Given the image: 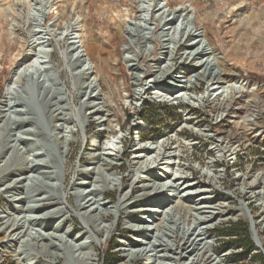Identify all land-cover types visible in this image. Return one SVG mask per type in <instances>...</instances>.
<instances>
[{
	"label": "rangeland",
	"instance_id": "1",
	"mask_svg": "<svg viewBox=\"0 0 264 264\" xmlns=\"http://www.w3.org/2000/svg\"><path fill=\"white\" fill-rule=\"evenodd\" d=\"M201 64L237 75L238 88L186 91ZM165 72L176 81L158 86ZM254 77L264 78V0H0V101L11 84L30 113L24 126L0 119V264H56L46 248L67 264H264ZM244 226L252 251L235 235ZM182 236L193 245L181 253Z\"/></svg>",
	"mask_w": 264,
	"mask_h": 264
},
{
	"label": "bare ground",
	"instance_id": "2",
	"mask_svg": "<svg viewBox=\"0 0 264 264\" xmlns=\"http://www.w3.org/2000/svg\"><path fill=\"white\" fill-rule=\"evenodd\" d=\"M16 1H25V0H16ZM56 11V9H54ZM207 41L209 43H211V41L207 38ZM34 52L35 49H34ZM38 52V51H37ZM39 53V52H38ZM222 60V59H221ZM36 61V55L33 54L30 59H28V63L26 65L27 68H31L33 63ZM223 61V60H222ZM219 62V61H218ZM19 65V63L17 64ZM221 66V65H220ZM21 67V66H20ZM130 69L132 70H135L138 68L137 64H130L129 65ZM180 67V65L178 64H175L174 66V69H178ZM197 69H200V70H203L202 73H195L194 74V81L191 82V84L189 86H186L185 87V90L186 91H189L191 89H194L196 88L197 86H199L201 83L203 82H207V83H210L212 85H215L216 87L219 86V88L222 90L220 93L216 94V96L218 95H222L223 93H225L226 91L228 90H231L232 89H236L238 88L237 85H238V82H239V77L235 74H232V80L231 81H227L224 76H225V71L220 67V72H216V71H212L211 68L208 67V65H204V64H201L200 66H198ZM219 71V70H218ZM160 77L155 79V81H157V85L158 86H161L162 84L163 85H166L165 83H168V82H175L176 81V78L173 77L172 73H169V72H165V73H159ZM141 78L139 77V75H136L135 78H134V82H140ZM188 81H190V78H188ZM21 80L18 79L17 83H20ZM168 86H172L173 84L172 83H169L167 84ZM11 88V84H8L5 86V90H4V93L2 95V98H1V101H0V119L5 121V123H8L9 119L10 118V114H14L15 115V123L18 124L19 126H24L27 124V121L30 120V113L29 111L22 105V104H19L15 101H13V98L12 96L8 95L9 93V90ZM165 90L163 89H159V97L162 99V100H165L166 99V96H165ZM230 102H232V100L230 101L229 100H226V101H222L223 104L220 105V109L222 111H226L229 109L230 107ZM54 107H56L54 105ZM57 112V110H54V118L56 119L58 117V115H55V113ZM105 115L107 117H111V114H110V110H106L105 111ZM260 117V116H259ZM90 118V117H89ZM262 119V118H261ZM35 123V122H34ZM121 128V126H120ZM108 129V128H107ZM11 130V129H10ZM25 132V131H24ZM27 133H31L30 130L28 129L26 131ZM114 134H115V131H113L112 129H108L105 131L104 133V138L105 139H112L114 137ZM92 145L93 147L95 148H100V144H98L97 141H93L92 142ZM66 154V153H65ZM38 158L40 157L37 156ZM85 158L88 160V161H91V162H98L100 163L103 167H105L106 169H113L115 164H113L112 162H108L107 160L105 161V159H103V157L101 155H96V154H86L85 155ZM43 167V163L41 162H38L35 166V168L37 169H42ZM45 167V166H44ZM49 174V173H48ZM144 181V180H143ZM143 185V184H142ZM149 188L147 186H142V190L146 191L148 190ZM80 197V196H79ZM84 198V197H83ZM22 203H23V207H22V211H27L30 209V207L26 206L29 202L28 199L26 198H23L21 199ZM32 202V201H31ZM40 202H43L41 204L42 207H46V206H51V205H55L56 202L50 197L46 200H43V201H40ZM89 203V202H88ZM180 203V202H179ZM86 205V204H85ZM82 208V207H81ZM96 211V210H95ZM135 213H140V211H134ZM58 214V213H57ZM56 213L54 212H49L47 213L46 217L50 216V217H55ZM59 215V214H58ZM57 216V215H56ZM67 217V216H66ZM110 217V214L108 212H104L102 215H101V218L103 219H108ZM49 219V218H48ZM67 219V218H66ZM65 220V219H64ZM72 219L69 218L68 221H71ZM154 229V228H153ZM128 230L130 232H132L133 234H137L139 235L141 232L143 231H147V228L142 226H129L128 227ZM145 238V237H144ZM153 240V239H152ZM177 240L178 241H184V244L183 245H178L177 249L176 250H181V253L182 251H186L187 249H189L193 244L190 243L188 240H186L185 236H182L180 238L177 237ZM156 243V242H155ZM53 244V243H52ZM150 244V243H149ZM130 245L131 246H141L143 245V242L142 241H137V240H131L130 241ZM147 245V244H146ZM157 245V244H156ZM52 246V245H51ZM188 246V247H187ZM147 249V248H145ZM143 251V250H142ZM145 251V250H144ZM121 252V251H120ZM40 253L49 258L52 262L56 263V264H60L61 262H63L64 264H67V261H65L60 255L56 254V253H53L52 251H48L47 248L46 249H41L40 250ZM179 253V251H178ZM142 256V255H136L137 259ZM182 256V255H181ZM207 256V255H206ZM1 257V256H0ZM201 257V256H200ZM130 258V257H129ZM206 258V257H205ZM212 258V257H211ZM2 260V258H0V261ZM205 260V259H204ZM203 261V260H201ZM129 262L131 263V261L129 260ZM208 263V262H207Z\"/></svg>",
	"mask_w": 264,
	"mask_h": 264
},
{
	"label": "trees",
	"instance_id": "3",
	"mask_svg": "<svg viewBox=\"0 0 264 264\" xmlns=\"http://www.w3.org/2000/svg\"><path fill=\"white\" fill-rule=\"evenodd\" d=\"M254 79L264 81V78H262V77H254ZM1 92H2V80L0 78V96H1ZM243 228L244 229L241 233H238V234L231 233V234L232 235L235 234L238 238H243V242H242L241 246H243L244 249L247 251H252L253 245H252V242H251L249 235L247 233V228L245 226ZM260 260H262V259H260Z\"/></svg>",
	"mask_w": 264,
	"mask_h": 264
}]
</instances>
